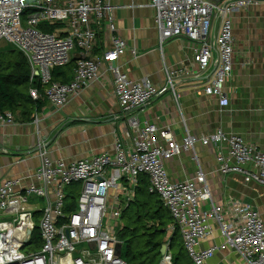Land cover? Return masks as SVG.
Masks as SVG:
<instances>
[{
  "label": "built area",
  "instance_id": "2783aa9c",
  "mask_svg": "<svg viewBox=\"0 0 264 264\" xmlns=\"http://www.w3.org/2000/svg\"><path fill=\"white\" fill-rule=\"evenodd\" d=\"M111 2L0 0V45H11L27 57L31 80L38 76L40 84L31 87L32 98H45L61 109L98 79L104 63L113 75L121 112L134 132L130 145L117 137L114 152L73 162L52 159L39 143L40 165L32 181L21 177L0 180V264H127L117 254L118 245L122 247L117 232L123 207L133 198L142 175L149 180V192L160 197L172 216L192 264H210L221 248L218 244L201 247L213 233L212 221L224 245L238 252L247 264H264V219L257 209L240 199L220 205L201 170L196 179L174 181L165 166L166 160L193 151L198 142L216 145L220 147V173L241 174L244 181L264 186V152L243 136L222 129L209 135L187 132L178 140L169 127L141 123L133 114L167 92L178 98L175 79L197 77L200 72H210L204 93L219 97L220 105L225 106L224 87L234 62L230 15L264 0H149L160 47L178 37L195 44L192 61L166 69L162 86L147 78L133 81L116 64L128 44L116 34V7ZM42 24L62 27L47 32L40 28ZM102 25L110 32L111 47L98 59L92 53ZM74 52L77 64L72 80L52 81V69L67 64ZM194 66L199 73L193 71ZM14 122L15 114L0 112V127ZM77 184L75 207L66 211L68 189ZM160 264H172L170 248Z\"/></svg>",
  "mask_w": 264,
  "mask_h": 264
},
{
  "label": "crops",
  "instance_id": "0c3cea01",
  "mask_svg": "<svg viewBox=\"0 0 264 264\" xmlns=\"http://www.w3.org/2000/svg\"><path fill=\"white\" fill-rule=\"evenodd\" d=\"M111 3L116 7L113 13L116 34L128 44L127 51L116 64L131 80L147 78L162 86L166 82V69H176L181 63L192 61L195 44L184 37L159 46L155 11L149 0H112ZM230 18L234 62L232 75L224 87L228 98L225 106L220 105L219 97L204 93L210 72L199 73L194 66L193 71L200 76L175 79L178 98L167 92L133 114L141 123L169 127L178 140L187 132L209 135L222 129L243 136L264 152V2L235 11ZM110 36L107 25H102L93 57L101 59L109 50ZM72 54V58L77 59L76 52ZM41 100L42 106L33 114L32 120H23L17 112L13 124L0 127V180L21 177L26 182L32 181L35 169L40 165L39 143H43L52 159L66 162L112 153L117 137L125 145L131 144L134 132L121 112L114 93L113 75L104 63L100 66L98 79L73 95L61 109L54 108L45 98ZM219 148L198 142L193 151H183L166 160L170 178L193 180L201 170L216 203L221 205L230 199H240L251 204L264 219V186L244 181L241 174L220 173ZM212 223L213 233L201 247L218 244L221 248L210 259V264H247L238 252L224 245L217 224Z\"/></svg>",
  "mask_w": 264,
  "mask_h": 264
},
{
  "label": "trees",
  "instance_id": "16d2710c",
  "mask_svg": "<svg viewBox=\"0 0 264 264\" xmlns=\"http://www.w3.org/2000/svg\"><path fill=\"white\" fill-rule=\"evenodd\" d=\"M61 27L62 24L40 25L47 32ZM76 60L71 58L67 64L53 68L52 81L70 82ZM34 86L40 87L38 76L31 80V67L25 54L14 47L0 49V112H20L23 120H32L33 114L42 106L41 99H34L30 95V89ZM148 186L147 176L142 175L133 198L123 207L122 225L117 232L122 242L121 258L127 264H160L163 258L161 248L168 244L172 264H192L172 216L160 197L149 192ZM78 189V184L68 189L66 211L74 209Z\"/></svg>",
  "mask_w": 264,
  "mask_h": 264
},
{
  "label": "water",
  "instance_id": "95a60500",
  "mask_svg": "<svg viewBox=\"0 0 264 264\" xmlns=\"http://www.w3.org/2000/svg\"><path fill=\"white\" fill-rule=\"evenodd\" d=\"M168 250H169V248H168L167 244L163 245L162 248H161V254L162 255L167 254ZM120 252H121V246L118 245V247H117V254L120 255Z\"/></svg>",
  "mask_w": 264,
  "mask_h": 264
},
{
  "label": "rangeland",
  "instance_id": "374dc122",
  "mask_svg": "<svg viewBox=\"0 0 264 264\" xmlns=\"http://www.w3.org/2000/svg\"><path fill=\"white\" fill-rule=\"evenodd\" d=\"M7 48H12L11 45L5 44V43H1L0 45V49H7ZM114 194V193H113ZM27 250V249H26Z\"/></svg>",
  "mask_w": 264,
  "mask_h": 264
}]
</instances>
